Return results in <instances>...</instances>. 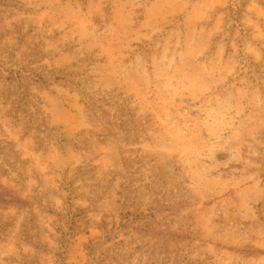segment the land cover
Returning a JSON list of instances; mask_svg holds the SVG:
<instances>
[{"label":"rangeland","instance_id":"374dc122","mask_svg":"<svg viewBox=\"0 0 264 264\" xmlns=\"http://www.w3.org/2000/svg\"><path fill=\"white\" fill-rule=\"evenodd\" d=\"M0 264H264V0H0Z\"/></svg>","mask_w":264,"mask_h":264}]
</instances>
